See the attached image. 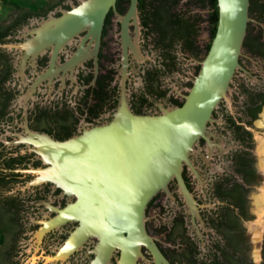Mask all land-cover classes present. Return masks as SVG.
<instances>
[{"label": "flooded vegetation", "instance_id": "obj_1", "mask_svg": "<svg viewBox=\"0 0 264 264\" xmlns=\"http://www.w3.org/2000/svg\"><path fill=\"white\" fill-rule=\"evenodd\" d=\"M83 1L37 0L0 21V264L97 259V237L65 254L81 222L60 216L77 198L38 180L49 164L31 134L66 141L110 123L124 104L151 116L183 106L219 24L213 0H138L130 16L131 0H117L98 43L85 28L62 48L34 49ZM249 16L241 67L184 163L193 204L172 179L147 206V233L168 264H257L254 249L263 251L254 218L264 190V0L250 1ZM122 261L117 248L104 264ZM131 264L158 262L142 245Z\"/></svg>", "mask_w": 264, "mask_h": 264}, {"label": "water", "instance_id": "obj_2", "mask_svg": "<svg viewBox=\"0 0 264 264\" xmlns=\"http://www.w3.org/2000/svg\"><path fill=\"white\" fill-rule=\"evenodd\" d=\"M117 0H84L49 23L37 51L56 43L62 48L81 30L99 42L105 17ZM216 36L183 106L162 115H138L124 104L108 124L86 129L66 141L32 133L31 137L47 168L37 169L39 181L51 180L76 196L63 210L60 221L81 222L68 242L65 254L97 237V259L104 264L112 252L122 250V264H131L142 245L153 252L158 264L166 263L146 230L148 203L177 179L190 204L192 194L183 177L185 162L204 134L213 110L231 89L241 67L240 55L250 21V0H218ZM138 0H131L128 16L136 13ZM34 137L36 140H34Z\"/></svg>", "mask_w": 264, "mask_h": 264}, {"label": "rangeland", "instance_id": "obj_3", "mask_svg": "<svg viewBox=\"0 0 264 264\" xmlns=\"http://www.w3.org/2000/svg\"><path fill=\"white\" fill-rule=\"evenodd\" d=\"M37 0H0V21L4 20L5 18H7L11 13L15 12L16 9H19V6L25 4V3H33ZM264 111L261 113L263 115ZM264 116V115H263ZM260 119L262 120L259 123V127L257 130V139L260 142L261 140L264 141V117H260ZM261 194V193H260ZM259 207H258V212H259ZM254 224L259 226V224H261V226H264V223H262L260 221V216L259 213H257V216H255L254 218ZM261 230V228H260ZM262 234H263V238H264V227L262 229ZM262 245L263 246V251L261 253V256L259 257L258 252H259V247H255L254 251L255 254H257L256 256V261L257 264H264V239L261 240Z\"/></svg>", "mask_w": 264, "mask_h": 264}, {"label": "bare ground", "instance_id": "obj_4", "mask_svg": "<svg viewBox=\"0 0 264 264\" xmlns=\"http://www.w3.org/2000/svg\"><path fill=\"white\" fill-rule=\"evenodd\" d=\"M264 115V113H263ZM264 164V163H263ZM263 168H264V165H263ZM258 205H259V216H260V221L262 223H264V190H263V193L259 196L258 198ZM257 237V234L255 235Z\"/></svg>", "mask_w": 264, "mask_h": 264}, {"label": "trees", "instance_id": "obj_5", "mask_svg": "<svg viewBox=\"0 0 264 264\" xmlns=\"http://www.w3.org/2000/svg\"><path fill=\"white\" fill-rule=\"evenodd\" d=\"M215 1V6L217 7V12L219 13V3H218V0H213ZM251 1V0H250ZM31 3H25L21 6H19V8L23 7V6H27V5H30ZM218 17V16H217ZM1 232V231H0ZM0 242L2 243L3 242V237L0 235Z\"/></svg>", "mask_w": 264, "mask_h": 264}]
</instances>
